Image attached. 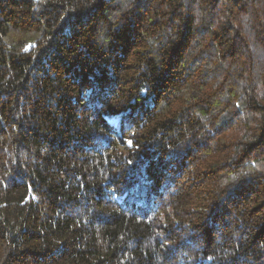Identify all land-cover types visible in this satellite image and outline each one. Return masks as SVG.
Here are the masks:
<instances>
[{
  "label": "trees",
  "instance_id": "1",
  "mask_svg": "<svg viewBox=\"0 0 264 264\" xmlns=\"http://www.w3.org/2000/svg\"><path fill=\"white\" fill-rule=\"evenodd\" d=\"M0 264H264V0H0Z\"/></svg>",
  "mask_w": 264,
  "mask_h": 264
}]
</instances>
